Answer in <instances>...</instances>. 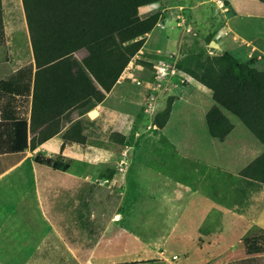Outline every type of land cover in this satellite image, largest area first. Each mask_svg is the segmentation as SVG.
<instances>
[{
	"label": "rangeland",
	"instance_id": "obj_1",
	"mask_svg": "<svg viewBox=\"0 0 264 264\" xmlns=\"http://www.w3.org/2000/svg\"><path fill=\"white\" fill-rule=\"evenodd\" d=\"M138 14H157V23L96 116L77 114L85 144L40 154L69 169L48 174L52 190L37 204L25 190L4 201L13 204L0 210V264H264V253H247L264 245V160L247 148L253 138L243 142L264 98L229 111L187 73L207 62L216 70L225 53L264 71V3L158 0ZM18 54L27 60V46H12L0 77ZM85 56L54 65L93 99L102 90L82 68Z\"/></svg>",
	"mask_w": 264,
	"mask_h": 264
},
{
	"label": "trees",
	"instance_id": "obj_2",
	"mask_svg": "<svg viewBox=\"0 0 264 264\" xmlns=\"http://www.w3.org/2000/svg\"><path fill=\"white\" fill-rule=\"evenodd\" d=\"M158 0H21L33 64L21 67L9 77L0 80V174L51 139L67 123L62 135L60 152L65 143L85 144L79 122H72L73 113L90 112L102 103L138 54L145 36L157 23V14L140 17L138 10ZM264 3V0H258ZM1 8V7H0ZM0 37H3L0 11ZM85 51L81 65L102 90L93 99H86L66 79L54 64L78 51ZM256 61L238 62L228 53L214 61L194 65L187 73L207 89L222 97L223 106L235 111L245 104L264 97V71L255 67ZM178 69L183 70L182 66ZM195 69V70H194ZM28 120L19 107L29 103ZM92 101V102H91ZM170 107L157 115L154 124L163 128ZM63 121V123H62ZM32 134L29 141L28 135ZM37 165L66 172L68 163L34 157ZM248 254L264 253V245L251 244ZM154 263V261L132 264ZM236 263V262H235ZM241 264V263H236Z\"/></svg>",
	"mask_w": 264,
	"mask_h": 264
},
{
	"label": "crops",
	"instance_id": "obj_3",
	"mask_svg": "<svg viewBox=\"0 0 264 264\" xmlns=\"http://www.w3.org/2000/svg\"><path fill=\"white\" fill-rule=\"evenodd\" d=\"M0 11H1V25L3 27V37H0V53L2 55V58L0 60V65L7 64L6 63V55L7 53L11 54L12 46L15 44L20 45L21 43L24 44V46H27L29 56L27 60H21V57L18 56L16 59L18 60V65L12 70L10 74H7L2 77H0V80L9 77L14 72H16L18 69H20L23 66H26L28 64H33V56H32V50L30 45V38H29V32L27 28V23L25 19V13L23 9V5L21 0H0ZM260 51L261 49L258 48ZM263 50V51H262ZM260 52L264 54V48ZM21 60V61H20ZM264 97H262L259 100H262ZM254 102H259L258 100ZM262 106V103L260 104ZM28 109V115L27 119H30V113H31V98L29 99V106ZM262 110L264 112V106H262ZM96 112L95 110H91L89 113ZM91 115V114H90ZM257 123V119L254 121V133L253 137L250 135L244 134L245 138L243 142H246V140H251L253 138V144L251 147V144L247 146L249 150L253 151V154L256 158L264 160V114ZM84 116V115H83ZM96 116V115H94ZM82 116H78L77 113H73L70 117L71 123L78 121ZM245 126L248 125V120L244 119ZM63 123V121H62ZM70 125V123L66 124V127L63 128V130L52 137L51 139L47 140L43 144L36 147L34 150H26L24 158L8 169L7 171L0 174V210L1 207L7 204H13L10 203V200H7L9 202H4L6 199H15L16 195L19 194L20 191L25 190L26 194L28 192V199L30 202H33L37 204V201L39 198H41L42 195L45 197L48 195V193L52 190L50 185L52 186L53 180L48 178V174L50 172L56 171L52 168L44 165H37L34 162V157L43 153V154H51L55 151L59 153L60 147L62 144V135L66 128ZM249 128V127H248ZM32 138V134L28 135V140L30 141ZM248 140V141H249ZM249 143V142H247ZM63 151V150H62ZM246 151V150H245ZM46 155V156H47ZM43 158H48L44 157ZM255 158V159H256ZM0 163V168H1ZM46 167L48 169H44L42 171V167ZM51 169V171H50ZM61 172L65 174L66 172L62 171H56ZM29 174V177L27 175ZM50 187V188H49ZM48 188L50 191H48ZM21 193V192H20ZM46 199V198H45ZM3 201V203H2ZM40 202V201H38ZM43 219H47L45 216H43ZM48 221V219H47Z\"/></svg>",
	"mask_w": 264,
	"mask_h": 264
},
{
	"label": "bare ground",
	"instance_id": "obj_4",
	"mask_svg": "<svg viewBox=\"0 0 264 264\" xmlns=\"http://www.w3.org/2000/svg\"><path fill=\"white\" fill-rule=\"evenodd\" d=\"M91 115H92V116L96 115V112H92Z\"/></svg>",
	"mask_w": 264,
	"mask_h": 264
}]
</instances>
